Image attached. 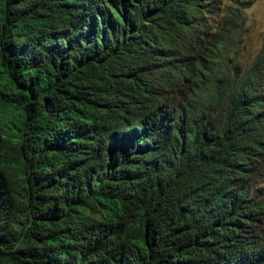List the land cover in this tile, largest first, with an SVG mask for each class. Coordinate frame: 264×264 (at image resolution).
<instances>
[{
	"label": "trees",
	"instance_id": "trees-1",
	"mask_svg": "<svg viewBox=\"0 0 264 264\" xmlns=\"http://www.w3.org/2000/svg\"><path fill=\"white\" fill-rule=\"evenodd\" d=\"M255 0H0V264H264Z\"/></svg>",
	"mask_w": 264,
	"mask_h": 264
},
{
	"label": "rangeland",
	"instance_id": "rangeland-1",
	"mask_svg": "<svg viewBox=\"0 0 264 264\" xmlns=\"http://www.w3.org/2000/svg\"><path fill=\"white\" fill-rule=\"evenodd\" d=\"M222 1L226 3L229 0ZM244 15L245 31L242 52L251 56L257 50L264 33V0H255L244 10Z\"/></svg>",
	"mask_w": 264,
	"mask_h": 264
}]
</instances>
